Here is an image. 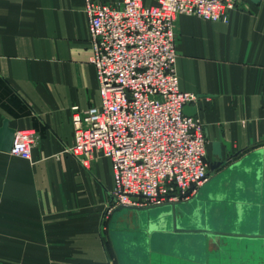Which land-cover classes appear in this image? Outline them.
Returning a JSON list of instances; mask_svg holds the SVG:
<instances>
[{"label": "crops", "instance_id": "crops-1", "mask_svg": "<svg viewBox=\"0 0 264 264\" xmlns=\"http://www.w3.org/2000/svg\"><path fill=\"white\" fill-rule=\"evenodd\" d=\"M176 23L179 85L198 96L190 107L205 126L209 174L177 204L200 196L212 204L206 222L243 224L239 232L264 242V0L240 4L228 23L187 15ZM91 54L85 0H0V131L8 121L37 136L31 160L0 151V264H195L185 250L197 242L185 235L175 236L182 258L139 251L135 220L105 218L111 160L95 153L88 169L68 151L72 107L101 103ZM216 143L227 163L212 170ZM258 158L255 175L249 162ZM224 241L207 246L211 264H264V243Z\"/></svg>", "mask_w": 264, "mask_h": 264}, {"label": "built area", "instance_id": "built-area-1", "mask_svg": "<svg viewBox=\"0 0 264 264\" xmlns=\"http://www.w3.org/2000/svg\"><path fill=\"white\" fill-rule=\"evenodd\" d=\"M247 0H142L104 4L85 0L100 106L72 107L74 145L85 168L94 154L109 158L113 206L145 208L189 201L208 182L207 137L202 120L183 110L197 101L180 89L177 19L194 16L228 23ZM37 136L15 133L11 154L32 159Z\"/></svg>", "mask_w": 264, "mask_h": 264}, {"label": "water", "instance_id": "water-1", "mask_svg": "<svg viewBox=\"0 0 264 264\" xmlns=\"http://www.w3.org/2000/svg\"><path fill=\"white\" fill-rule=\"evenodd\" d=\"M184 114L187 116H195L196 110L194 107L185 106L183 110ZM16 130L12 129L9 126V122L5 121L4 125L0 131V151L3 152H11L13 143H14V137H15ZM224 144V143H223ZM221 143H216L214 145L215 148V154L219 158V162L214 164L215 166H212V170L214 167V170L216 167L225 166L226 161L223 160V155L220 151ZM225 146L230 149L229 144H225ZM251 167L254 165V173L257 175L260 171V165L263 164V161L261 159L253 160V162H249ZM248 165L247 162L244 163L243 168H246ZM242 168V169H243ZM111 201L114 202V197H111ZM111 202V204H112ZM191 205V202L189 203ZM162 206H170V209L165 212L156 213L153 210L155 209V206L153 207H145V208H137V207H128V206H118L116 207L111 216L114 218H120L119 221L129 223L134 222L138 224L139 230H138V240L140 242L138 249L139 251H148L151 250L154 254L157 253L158 255L162 256L163 252L165 254H170L171 256L182 258L184 254L179 253V245L175 240V236L177 235H185L189 236L191 238L198 236L203 241H199L196 244H192L194 240L192 241V246L188 248V250H185L186 254L189 256V259L192 260V263L195 264H211V257L207 255L206 248L208 245H211L213 242H217L219 239L221 240H229L230 242H235L233 240L237 239L243 241H260L262 236H258L260 234L258 233H242L239 232L243 229H245V225L238 224V227L241 229H238L235 231V225L232 226L234 228H212L208 225L206 227L202 226H192L191 222L189 223V226H185V212L183 209H180L178 207L177 203H169ZM240 211H244L243 209L238 210V214H240ZM123 214H120L122 213ZM144 212V214H143ZM146 212V213H145ZM110 216V217H111ZM226 226H231V224H225ZM260 230V229H258ZM254 235V237L252 236ZM244 236V237H243ZM247 237V238H246ZM250 237V238H249ZM243 239V240H242ZM252 239V240H251ZM229 241H224L223 243L228 244ZM196 242V241H195ZM240 241H238L239 243ZM237 243V242H235ZM257 243V242H255ZM264 243L262 241L258 242V244ZM143 248V250L141 249ZM153 254V255H154Z\"/></svg>", "mask_w": 264, "mask_h": 264}, {"label": "rangeland", "instance_id": "rangeland-1", "mask_svg": "<svg viewBox=\"0 0 264 264\" xmlns=\"http://www.w3.org/2000/svg\"><path fill=\"white\" fill-rule=\"evenodd\" d=\"M212 204H209L207 206V203H205L204 201H202L200 199V196L194 198V200L191 202V205H189V203L187 204H179L178 207L180 209H183L184 212H185V226H189L191 222H194L192 223V226H199V227H206L207 225L209 227H212V228H234L232 226H226L225 224H221L218 226L216 225H212L213 223H211L209 220L208 222H206V218H208V215H206L208 213V211L210 209H208ZM170 209V206H157L155 207V209L153 210L154 212L156 213H161V212H165V211H168ZM239 210V209H238ZM146 213V212H145ZM120 214H123L120 213ZM144 214V212H143ZM254 237V235H252ZM258 236H262V235H258ZM261 238V237H260ZM194 241L196 242H199V241H203L201 238H199L198 236L196 237H193L192 238ZM261 241V240H260ZM259 240L258 241H255V242H260ZM143 250V248H141Z\"/></svg>", "mask_w": 264, "mask_h": 264}]
</instances>
